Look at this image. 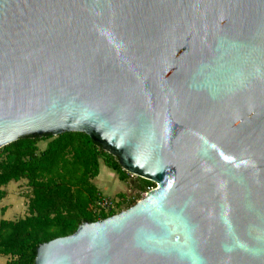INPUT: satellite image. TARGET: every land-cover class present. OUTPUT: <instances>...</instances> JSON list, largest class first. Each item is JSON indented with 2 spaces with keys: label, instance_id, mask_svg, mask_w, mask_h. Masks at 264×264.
<instances>
[{
  "label": "water",
  "instance_id": "water-1",
  "mask_svg": "<svg viewBox=\"0 0 264 264\" xmlns=\"http://www.w3.org/2000/svg\"><path fill=\"white\" fill-rule=\"evenodd\" d=\"M66 131L156 186L35 264H264V0H0V148Z\"/></svg>",
  "mask_w": 264,
  "mask_h": 264
},
{
  "label": "trees",
  "instance_id": "trees-1",
  "mask_svg": "<svg viewBox=\"0 0 264 264\" xmlns=\"http://www.w3.org/2000/svg\"><path fill=\"white\" fill-rule=\"evenodd\" d=\"M42 141H46L43 148ZM101 161L134 191L156 186L125 171L116 156L85 132L26 135L0 148V202L7 197L11 181L25 180L29 187L26 215L0 219V258H5L0 264H35L40 244L70 235L84 222L116 213L92 210L102 195L94 182ZM118 196L125 198L126 193ZM135 203L131 201L125 209ZM5 211L4 207L2 213Z\"/></svg>",
  "mask_w": 264,
  "mask_h": 264
},
{
  "label": "rangeland",
  "instance_id": "rangeland-1",
  "mask_svg": "<svg viewBox=\"0 0 264 264\" xmlns=\"http://www.w3.org/2000/svg\"><path fill=\"white\" fill-rule=\"evenodd\" d=\"M46 145V141L40 143V147L43 148ZM101 173L97 179L94 180L95 184L99 186L102 191V195H108L112 197H118L119 193H126V197L129 198V203L134 200V198L139 199L141 197V191L132 190L128 183L125 182L126 186L117 184L115 180L108 177L102 176L105 174V169L108 168L102 161L100 162ZM8 195L0 202V219H18L24 217L27 213V198L29 187L25 180L21 181H11L7 187ZM134 197V198H133ZM128 203V204H129ZM6 208L5 213H2V209ZM4 261V259L2 260Z\"/></svg>",
  "mask_w": 264,
  "mask_h": 264
},
{
  "label": "built area",
  "instance_id": "built-area-1",
  "mask_svg": "<svg viewBox=\"0 0 264 264\" xmlns=\"http://www.w3.org/2000/svg\"><path fill=\"white\" fill-rule=\"evenodd\" d=\"M153 187H149L145 191H141V197L139 199L134 198L136 202L143 198L146 195V192L152 189ZM129 198H121V197H112L108 195L99 196L94 203L92 204V210L96 213L101 212H120L125 209V206L129 203ZM122 209V210H121Z\"/></svg>",
  "mask_w": 264,
  "mask_h": 264
},
{
  "label": "crops",
  "instance_id": "crops-1",
  "mask_svg": "<svg viewBox=\"0 0 264 264\" xmlns=\"http://www.w3.org/2000/svg\"><path fill=\"white\" fill-rule=\"evenodd\" d=\"M100 173H101V170H100ZM100 173H99V175L97 176V178L99 177V176H101L100 175ZM103 177H108V178H111L112 180H115L116 182H117V184H121L122 186H126V184H125V182L124 181H122L121 179H119V177H118V175H117V173H115L113 170H111L110 168H106L105 169V174L102 176V181H104V179H103ZM97 178H95V179H97ZM98 186V185H97ZM98 188H99V186H98ZM100 189V188H99ZM2 219V218H1ZM4 219H6V218H4ZM5 260V258H0V262H3L2 260Z\"/></svg>",
  "mask_w": 264,
  "mask_h": 264
}]
</instances>
